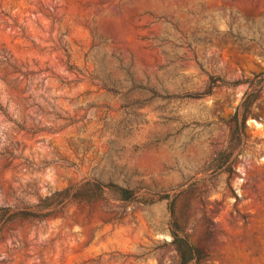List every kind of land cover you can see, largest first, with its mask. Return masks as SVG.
<instances>
[{"label":"rangeland","instance_id":"rangeland-1","mask_svg":"<svg viewBox=\"0 0 264 264\" xmlns=\"http://www.w3.org/2000/svg\"><path fill=\"white\" fill-rule=\"evenodd\" d=\"M86 181L136 199L5 216L0 264H177L170 206L201 264H264V0H0V210Z\"/></svg>","mask_w":264,"mask_h":264},{"label":"trees","instance_id":"trees-1","mask_svg":"<svg viewBox=\"0 0 264 264\" xmlns=\"http://www.w3.org/2000/svg\"><path fill=\"white\" fill-rule=\"evenodd\" d=\"M214 86V83H212V85L208 87V91L202 95L209 94ZM258 86L259 85L252 87V89L244 95L240 105V111L234 116V127L231 131L232 137L229 141L230 144L232 143L229 147L231 152L239 145L243 136L246 119L250 116L249 110L256 101L261 90V87ZM233 138L237 140L235 143L233 142ZM104 195H111L120 202H129L136 199L133 190L113 184L105 185L99 181H86L78 186H71L64 190L56 191L50 197H46L43 200L40 199L39 204L34 206L25 207L23 209L5 207L0 210V219L7 216L6 224H9L16 219L45 218L52 214V211L46 210L53 209L56 206L53 202L63 205L70 201L91 202L99 200ZM169 210L172 219L171 244L177 254V264H201L200 251L191 245L185 232L181 231L174 216L173 206H170Z\"/></svg>","mask_w":264,"mask_h":264}]
</instances>
